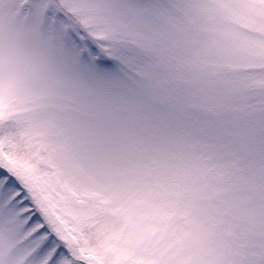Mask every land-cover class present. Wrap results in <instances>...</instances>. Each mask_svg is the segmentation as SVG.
<instances>
[{
  "label": "snow or ice",
  "instance_id": "6c2138e0",
  "mask_svg": "<svg viewBox=\"0 0 264 264\" xmlns=\"http://www.w3.org/2000/svg\"><path fill=\"white\" fill-rule=\"evenodd\" d=\"M62 37L0 110V264H264V0H0ZM21 145L23 146L21 148Z\"/></svg>",
  "mask_w": 264,
  "mask_h": 264
},
{
  "label": "rangeland",
  "instance_id": "374dc122",
  "mask_svg": "<svg viewBox=\"0 0 264 264\" xmlns=\"http://www.w3.org/2000/svg\"><path fill=\"white\" fill-rule=\"evenodd\" d=\"M0 51L19 55L29 67L25 94L15 101L0 99V110L11 113L34 85L58 65L64 46L62 37L54 28L22 18L0 24ZM84 237L98 254L100 264H129L121 259L120 250L108 246L109 241L114 239L121 245H129L130 237L126 225L119 216H102L86 226ZM130 264L141 262L133 260Z\"/></svg>",
  "mask_w": 264,
  "mask_h": 264
},
{
  "label": "clouds",
  "instance_id": "9594fccd",
  "mask_svg": "<svg viewBox=\"0 0 264 264\" xmlns=\"http://www.w3.org/2000/svg\"><path fill=\"white\" fill-rule=\"evenodd\" d=\"M28 74L29 67L19 55L0 51V99L15 101L23 96Z\"/></svg>",
  "mask_w": 264,
  "mask_h": 264
}]
</instances>
